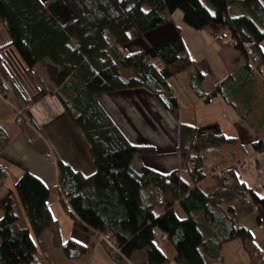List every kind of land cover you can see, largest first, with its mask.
<instances>
[{"label":"trees","instance_id":"1","mask_svg":"<svg viewBox=\"0 0 264 264\" xmlns=\"http://www.w3.org/2000/svg\"><path fill=\"white\" fill-rule=\"evenodd\" d=\"M207 2L210 8L200 0H0V24L8 37V43L0 47V92L13 90V101L20 107L33 102L13 65H8L12 62L7 64L10 56L43 95L51 94L60 105L86 144L94 166V172L86 175L62 160L56 162L62 208L75 227L95 234L99 243L107 245L116 264L135 256H140L139 264H217L223 246L233 240L240 242L248 264H264V251L251 228L238 222L244 204L248 209L257 205L264 212V192L259 195L257 189L246 187L232 167L221 169L214 164L208 169L202 158L205 150L237 143L234 136L216 127L202 132L180 123L183 173L177 169L165 173L145 164L136 168L133 159L153 155L154 147L130 143L97 100L100 94L142 88L164 110L177 109L178 100L168 81L190 68L194 73L188 82L198 99L210 102L222 94L221 83L204 90V75L196 69L179 32L142 51L123 52L130 31L155 30L169 23L175 11L182 13V22L190 29L205 30L214 40H225L251 58L254 69L246 61L244 68L264 83L263 3ZM224 32L227 36L221 38ZM38 64L46 78L37 74ZM7 141L0 127V150ZM250 147L253 163L246 164L255 167L259 176L264 139L253 141ZM7 177L8 169L0 160V183ZM13 188L15 204L26 221L19 220L15 204L7 198L0 218V264H47L44 253L49 247H60L70 259L83 251L74 240H61L58 222L47 205L48 189L35 176L22 172ZM263 221L256 218L261 230ZM44 232L49 234L48 244L40 241ZM106 234L109 242L100 240ZM156 238L172 247L171 259L155 243Z\"/></svg>","mask_w":264,"mask_h":264},{"label":"crops","instance_id":"2","mask_svg":"<svg viewBox=\"0 0 264 264\" xmlns=\"http://www.w3.org/2000/svg\"><path fill=\"white\" fill-rule=\"evenodd\" d=\"M41 1L47 2L49 0ZM260 1L264 5V0ZM173 31V36L179 32L190 57L194 60L196 64L195 66L199 68V71H203V74L206 75L213 74V81L208 82L210 85L208 83L206 84V82L203 80L204 90L208 91V89H212L218 83H221L222 88L223 83L231 80L235 75L239 77L244 86H249V90L253 87V83L257 81V77L253 75L251 70L249 71L248 69L244 68L245 63L241 62L238 64L237 62V66L234 67V64H230L226 61V53L222 51V48L229 44H227L225 40L216 41L205 30L195 31L190 29L182 22V13L180 11L174 12L172 16V22L170 21L166 25L150 31L143 37V41L141 40L140 36H135V33L130 31V40L135 39L138 42L134 46L131 45L127 47L125 45L123 52L125 54H130L142 51L148 46L161 43L171 38ZM7 43L8 37L6 31L0 24V47ZM4 50L10 51L9 54L11 55L12 52L10 48L6 47ZM195 53H198L199 58L202 59L200 66L198 65V59H194L197 58ZM4 59L6 60V58ZM7 59L8 60L6 61L8 64V62H11V59L8 57ZM38 66H40V64H38ZM233 71L236 72L235 75L232 74ZM191 75V72H189L188 79ZM25 79L31 83L28 77ZM24 82L26 83V81ZM169 86L170 91L176 95L178 100V108L174 110H164L156 101L154 96L150 92H147L152 95H150L153 98L152 106L158 107L157 113L159 114V117H163L165 121H167L168 128L170 130H175L176 132V126L180 123H184V120L182 117L180 118L178 113H181L182 109L185 108V105L178 97V93L171 87L170 84ZM135 90L136 89H127L108 94H100L97 96V100L113 123L125 136V138L130 143L138 144L137 134L131 129L129 122L134 123L136 129L140 130L142 126L139 125L140 121L143 120L144 122L145 118L140 119L142 118L141 113L139 111L135 112L133 109H131L134 104L133 101H137V97L132 92H136L137 96L143 95V93L140 92L141 90ZM40 92L41 90L38 91V88L35 89L33 93L31 91V98L33 99V102L25 108L28 115L26 117L25 112L24 118L22 116V124L15 122V110L19 111L20 109L13 101L16 100L13 97L14 91L7 90L3 93L0 92V127L8 138L7 144L2 150H0V160L6 165L8 169V177L4 182L0 183V218L4 214V203L6 199L12 196V183L9 181V179H12L15 174L20 176L24 171L30 172L33 176L44 183L48 189L47 205L53 218L58 222L61 240L65 242L68 239H72L76 243L83 246V251L74 259L66 257L60 247H49L44 253V256L48 262L47 264H116L109 257L107 245L99 243L95 237V234L82 231L75 227L73 225L72 219L62 208L60 201L61 196L58 194L56 187V168L54 171L55 193L52 192V186L50 185L52 176L51 163L56 166L54 163L55 153L58 154V160H62L63 162L70 164L74 169L80 170L86 175L94 172V166L87 152L86 144L83 142L82 138L70 124V122L66 120L65 114L60 105L56 102L55 98L52 95H43ZM121 93L125 94V97L130 102V104L128 103L130 106H117V95L120 96ZM218 97L222 102L224 110L228 109L230 112H232L230 118L232 119L233 129L235 131L234 137L237 139V143H232V145H237L244 156L237 161L232 160V154L234 150L231 151L227 145L208 150H211L213 154H217L218 152H220L221 155L225 154L227 157L225 161L227 163H219V167H221V169L224 167L234 168L238 178L245 184V186L257 189V193L261 195V192H264V152L261 153L263 171L259 176L256 175L253 168L249 170L240 168L238 162L252 158L253 151L251 150L250 144L259 138L264 139V137L260 134L255 126L249 125L245 122L238 109L229 105L224 100V98H221L220 94H218L215 98ZM118 101L125 102L123 101L122 96H120ZM199 103H201L200 99L196 98V100H190L189 107L191 105L196 106ZM180 104L183 105V108L180 107ZM186 123L195 125L192 124V121H186ZM206 126H213V128L216 127L222 131L220 125L212 120L207 121L200 127L204 128ZM147 137L150 139L149 141H151L149 144H151L155 150L158 151V148L163 145V142L161 143L160 140H157L154 135L152 136L153 139H151L150 134L147 135ZM46 139L48 140L47 146L44 143V140L46 141ZM50 150L55 151L52 153L54 161L46 157L47 152ZM208 150H205L204 153H206ZM46 158L49 159L51 163ZM159 167L160 164L157 166L153 165L154 169L161 171ZM13 211L15 214H17V216H19L20 221H26L24 212L18 203L17 205H14ZM257 217H259L261 220H264V212L257 205H252V208L248 209L246 204H244L238 211V222L246 227L251 228L257 246L264 251V230H261L257 226ZM40 241L48 244L49 234L44 232L40 236ZM139 258L140 256H135L132 259L123 258V262L121 264H139L141 261ZM217 264H248V260L244 256L241 250L240 242L238 240H233L223 246L221 258Z\"/></svg>","mask_w":264,"mask_h":264},{"label":"rangeland","instance_id":"3","mask_svg":"<svg viewBox=\"0 0 264 264\" xmlns=\"http://www.w3.org/2000/svg\"><path fill=\"white\" fill-rule=\"evenodd\" d=\"M200 1L202 2L204 6L210 8L207 0H200ZM171 22H172V19H171ZM132 32L135 33V36H140L142 41L144 40L143 37L149 33L147 32L143 34H138L135 31H132ZM173 33L174 31L172 32V36H173ZM137 42L138 41H136L135 39L129 40L126 46L127 47L131 45L134 46L137 44ZM261 46L264 49V43H262ZM222 51L226 53V61L229 62L230 64H234V67L237 66V62L238 64H240L241 62L245 63L246 61V63L252 64L253 69H254V64L251 61V58H245V56L241 55V53L233 49L231 45H227L226 47H223ZM245 52L246 54H248L247 50ZM195 54L197 58H194V59H198V65L200 66L202 59L199 58L198 53H195ZM9 59H11V62H12V64H9V65L10 66L13 65L12 67H14L13 70H14V74L16 78L21 83V85L27 90L28 95L32 96L31 91L33 93L35 89H37L35 83L32 82L31 78L27 74L22 73L19 70L18 66L16 65V63L13 61V59L10 56H9ZM196 69L199 71V68L197 66H196ZM189 72L193 74L194 68H190L186 70V72L184 71L183 74L176 76L175 78H172L169 80V84L178 93V97L181 99L182 103H184L185 105L184 106L185 108L182 109L181 113L180 112L178 113L180 118L182 117V119L184 120L183 121L184 123H186V121L188 122L192 121V124H195L194 126L198 127L200 131L202 132H208V130H214L213 126H206L204 128L200 127L207 121L212 120V121L217 122L220 125L225 135L235 136L232 119L230 118L232 112H230L228 109L224 110L222 106V102L220 101L219 97L210 99V102H204L203 99L202 100L200 99L201 103H199L196 106L191 105L189 107L190 100H193V99L196 100L197 98L195 94L193 93V90L191 89L190 84L188 82ZM201 73L203 74V71ZM235 73L236 72L234 71L232 72L233 75H235ZM37 74L38 75L41 74L44 78H46L45 70L44 68H41V66L37 67ZM203 75H204V81L206 82V84L208 82L213 81L212 80L214 78L213 74H208V75L203 74ZM26 77L30 79L31 83H29L28 80L25 79ZM24 81H26V83ZM221 89H222L221 90L222 94H220L221 98H224V100L229 105L238 109V111H240L241 117L245 120V122L248 123L249 125L255 126L260 132V134L264 137V83L260 81L259 78H257V81L253 83V87L249 90V86L248 85L244 86L243 83L240 81L239 77L235 75L231 80L223 83ZM40 90L41 89L38 88V91ZM136 90H141L140 92L143 93V95L137 96L136 92H132L137 97V101H133L134 104L131 107V109H133L135 112L139 111L142 116V118L140 119L145 118V120L144 122L143 120L140 121L139 125H142L140 130L136 129V127L134 126L135 125L134 123L129 122L131 129L135 131V133L137 134V140H138L137 141L138 144H135V143H132V144H135V145H141V144L147 145L148 144V146L151 145L149 144V142L151 141H149L150 139L147 137V135L150 134L151 139H153L152 136L154 135L157 140H160L161 143L163 142V145L161 147L158 146L159 147L158 151L155 150V153L151 156H148L146 158L141 157L140 159L134 158L132 165L137 168L141 164H145L146 166L153 168V165L157 166L160 164L159 168L161 169V172L166 173L170 170L177 169L179 173H183L184 166H185L184 155L178 151L179 125L176 126L177 127L176 132L175 130H170L168 128L167 121H165L163 117L161 116L159 117V114L157 113L158 107L152 106V103H153L152 102L153 98L151 97L152 95L148 93L147 90H143L141 88L136 89ZM47 95H51V94H47ZM120 96L123 97V101H125L126 103L122 101H118V99H120ZM120 96L117 95V99H116L117 106L118 105H120V107L130 106L129 105L130 102L125 97V94L121 93ZM20 105H18V107L22 111L15 110V113H16L15 122L16 123H18L16 120L18 117V112H23V115H25V112L27 111L25 108L30 104L22 105L21 107ZM180 107L183 108V105L180 104ZM27 115L28 114L26 112V117ZM66 120L68 121L67 118ZM44 143L47 146L48 140L47 139L46 141L44 140ZM227 147L230 148L231 151L234 150L232 154V160L237 161L238 159L244 156L242 151L238 148L237 145L229 144L227 145ZM53 152L55 151L50 150L47 153H50L53 157V154H52ZM204 152L202 153V158L204 162L206 163V166L208 169H210V167L213 166L214 164H217L219 166V163H223V162L225 164L227 163L225 161V159H227L225 154L221 155L220 152L217 153L218 155L213 154L211 150H208L206 153ZM54 157L57 162L58 154L55 153ZM47 160L51 163L49 159ZM52 160L54 161V158ZM247 161L249 162V164H252L253 162L252 158L250 159L248 158L246 160L239 161L238 164L239 166H241L242 169L249 170L253 168V170L255 169L254 171H256L257 169L255 167H252L251 165L246 164ZM51 166H52V176L50 180L51 181L50 185L52 186V192L55 193L54 171H55L56 166L53 163H51ZM224 168H227V167H224ZM258 173L259 172L257 170L256 175H258ZM18 177L19 176L15 174L12 179H9V181L12 183V196L10 197L11 203H16L17 201L13 186H14V181H16ZM42 184L46 187L44 183ZM261 193L263 194V192ZM160 208H161L160 206H157L155 209L157 212H159L161 210ZM175 211L179 217L183 216L182 212L180 211L178 207H176ZM155 243L162 250H164L167 257L171 259V257L174 255V251L172 247H170L169 243L158 240V238L155 239ZM164 264H175V263L168 261Z\"/></svg>","mask_w":264,"mask_h":264},{"label":"built area","instance_id":"4","mask_svg":"<svg viewBox=\"0 0 264 264\" xmlns=\"http://www.w3.org/2000/svg\"><path fill=\"white\" fill-rule=\"evenodd\" d=\"M227 33L226 32H224V33H222L221 34V38H226V35ZM260 75V74H259ZM261 76V75H260ZM261 78H264V76H261ZM17 122L19 123V122H21L22 120H23V118H22V116H21V112H18V117H17ZM46 157H48V158H50V159H53V157H52V155L50 154V153H47L46 154ZM262 228H264V221L262 222V226H261ZM109 235L108 234H106V235H103V236H101L100 237V240H103V241H107V242H109L108 240H109Z\"/></svg>","mask_w":264,"mask_h":264},{"label":"bare ground","instance_id":"5","mask_svg":"<svg viewBox=\"0 0 264 264\" xmlns=\"http://www.w3.org/2000/svg\"><path fill=\"white\" fill-rule=\"evenodd\" d=\"M227 33H228V31H227ZM161 232V231H160Z\"/></svg>","mask_w":264,"mask_h":264}]
</instances>
